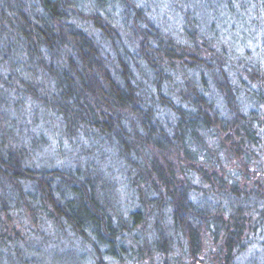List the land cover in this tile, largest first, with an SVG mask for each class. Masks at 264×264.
I'll return each mask as SVG.
<instances>
[{"label": "trees", "instance_id": "obj_1", "mask_svg": "<svg viewBox=\"0 0 264 264\" xmlns=\"http://www.w3.org/2000/svg\"><path fill=\"white\" fill-rule=\"evenodd\" d=\"M155 1L0 0V264H264V0Z\"/></svg>", "mask_w": 264, "mask_h": 264}, {"label": "rangeland", "instance_id": "obj_2", "mask_svg": "<svg viewBox=\"0 0 264 264\" xmlns=\"http://www.w3.org/2000/svg\"><path fill=\"white\" fill-rule=\"evenodd\" d=\"M78 1V3L80 4V6L82 7V9L86 10V11H90L89 9V4H92L93 6H99V8L104 11L102 8L104 6H107V9L109 11H113L114 13L112 14H118L119 11L117 10L116 5L112 4V0H76ZM187 1L188 0H156V4H157V9H155V13L162 17L169 25H171V27L174 29V25L176 24L174 21L176 20V17L179 16L178 14V6L177 3H183V6H185V8H187ZM194 1V0H192ZM104 4V5H103ZM195 8L197 9V11L195 12L198 16H199V20H203L207 17V15H205V13H208V9L205 8L203 5H201V3H199L197 6H195ZM195 10V9H194ZM210 13V12H209ZM204 14V15H203ZM206 16V17H205ZM209 17V16H208ZM211 17V16H210ZM212 20V17H211ZM249 21H247V25H240L237 24L235 25L234 22L230 23V26H233L232 28H234L235 26V32L237 36H240L241 38H245L246 34H249L248 39L246 40V43L248 42H252L253 37H254V33H252L250 31V25H249ZM243 27V29L241 30V28ZM245 30L246 34H244L242 31ZM258 36H260L261 34L256 33ZM264 36V35H263ZM263 36L260 37V42L263 43ZM241 44V43H239ZM251 46V43H250ZM253 51L254 54H258V49H256L254 46L251 47V49ZM66 148H68V144L64 145ZM68 154V153H67ZM56 158H57V154H53ZM60 158V156H59ZM54 157H50V155L43 157V160L46 163H50V160H53ZM64 159H69L68 157L63 158V161H68V160H64Z\"/></svg>", "mask_w": 264, "mask_h": 264}]
</instances>
